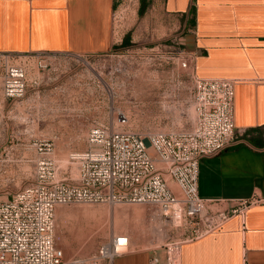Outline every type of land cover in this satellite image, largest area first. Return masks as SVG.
I'll list each match as a JSON object with an SVG mask.
<instances>
[{"label":"rangeland","instance_id":"374dc122","mask_svg":"<svg viewBox=\"0 0 264 264\" xmlns=\"http://www.w3.org/2000/svg\"><path fill=\"white\" fill-rule=\"evenodd\" d=\"M115 26L118 41L108 53L52 54L45 67L37 57L14 56L27 77L21 97L4 96L0 59V200L36 179L46 143L60 176L75 181L78 169L70 156L89 148L93 127L146 134L192 127L196 92L191 70L180 66L188 50L182 20L158 19L142 5L121 3ZM55 224L67 260H88L119 234L128 235L130 249L132 239L140 248H162L186 237L176 220L140 203L62 205Z\"/></svg>","mask_w":264,"mask_h":264},{"label":"crops","instance_id":"0c3cea01","mask_svg":"<svg viewBox=\"0 0 264 264\" xmlns=\"http://www.w3.org/2000/svg\"><path fill=\"white\" fill-rule=\"evenodd\" d=\"M122 1L0 0V52H111ZM138 2L158 19L182 20L187 51L195 54L194 75L235 81L237 139L201 158L199 193L215 212L248 205L184 242L181 264H264V0ZM159 253L164 259V251ZM153 254V247L140 248L132 239L131 249L109 264H151Z\"/></svg>","mask_w":264,"mask_h":264},{"label":"built area","instance_id":"2783aa9c","mask_svg":"<svg viewBox=\"0 0 264 264\" xmlns=\"http://www.w3.org/2000/svg\"><path fill=\"white\" fill-rule=\"evenodd\" d=\"M121 3L139 5L138 0ZM52 54L63 53L0 52L4 96L13 99L26 92V72L13 62L14 56L37 57L39 66L45 67L46 56ZM194 58L193 52L184 51L180 66L192 70ZM191 74L196 119L189 129L146 134L93 127L88 136L89 148L70 156L78 169L75 181L60 176L59 165L48 156L53 148L46 143L37 161L36 179L10 199L0 200V264H101L103 258L112 259L130 250L128 235L119 234L88 260H67L55 239L56 211L62 205L140 203L170 216L184 227L186 237L153 248L151 264H181L184 242L218 228L234 213L243 212L247 202L231 211H212L208 200L199 193L201 158L228 149L237 139L235 81ZM43 153L46 155L41 156ZM160 250L164 251V259Z\"/></svg>","mask_w":264,"mask_h":264}]
</instances>
